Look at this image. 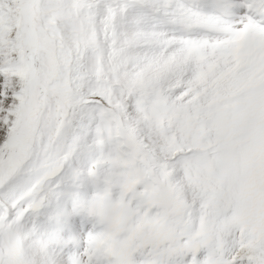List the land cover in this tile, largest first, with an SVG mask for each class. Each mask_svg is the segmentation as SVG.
I'll list each match as a JSON object with an SVG mask.
<instances>
[{
  "label": "snow or ice",
  "instance_id": "1",
  "mask_svg": "<svg viewBox=\"0 0 264 264\" xmlns=\"http://www.w3.org/2000/svg\"><path fill=\"white\" fill-rule=\"evenodd\" d=\"M0 264H264V0H0Z\"/></svg>",
  "mask_w": 264,
  "mask_h": 264
},
{
  "label": "clouds",
  "instance_id": "2",
  "mask_svg": "<svg viewBox=\"0 0 264 264\" xmlns=\"http://www.w3.org/2000/svg\"><path fill=\"white\" fill-rule=\"evenodd\" d=\"M89 213L91 216L117 227L123 223L127 208L122 202L112 199L110 189L101 188L89 200Z\"/></svg>",
  "mask_w": 264,
  "mask_h": 264
},
{
  "label": "rangeland",
  "instance_id": "3",
  "mask_svg": "<svg viewBox=\"0 0 264 264\" xmlns=\"http://www.w3.org/2000/svg\"><path fill=\"white\" fill-rule=\"evenodd\" d=\"M100 187L102 188L103 185H101ZM97 190L98 189H97L96 186L89 185V186H87L86 189H84L82 191L84 192V194L86 195V197L90 199ZM119 194H120V190L118 188L117 189H114L113 190V194H112V199L114 201L115 200H118L119 199ZM42 218H43V220H46V217H42ZM81 220H82L81 216H79V217L78 216H74V217L71 218V221H70V230H66V233L69 236H66V237L64 236L65 239L70 238L71 237L70 235L72 234V236L79 237L81 242L83 240H85V236L82 235L80 233V231H79L80 230V224L82 223ZM87 220H88V225H90V226H92L91 221L94 222L93 223L94 224L93 226H94V228H95L96 231H101L105 227L104 225H101L99 223H96L94 220H91V219H87ZM73 228H75L76 231H73ZM84 232L87 233L86 229L84 230ZM81 248H82V246H81ZM66 251H67V253L69 255H71V254L75 253L76 251H78V249L76 248V246L74 244H70L68 246V248L66 249Z\"/></svg>",
  "mask_w": 264,
  "mask_h": 264
},
{
  "label": "bare ground",
  "instance_id": "4",
  "mask_svg": "<svg viewBox=\"0 0 264 264\" xmlns=\"http://www.w3.org/2000/svg\"><path fill=\"white\" fill-rule=\"evenodd\" d=\"M90 228H91V226L87 224V226H86V228H85L86 231H87V233H88V229H90Z\"/></svg>",
  "mask_w": 264,
  "mask_h": 264
}]
</instances>
